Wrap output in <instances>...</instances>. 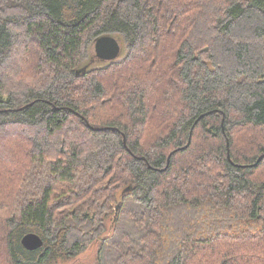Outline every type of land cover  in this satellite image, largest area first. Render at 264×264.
I'll return each instance as SVG.
<instances>
[{"label": "trees", "instance_id": "1", "mask_svg": "<svg viewBox=\"0 0 264 264\" xmlns=\"http://www.w3.org/2000/svg\"><path fill=\"white\" fill-rule=\"evenodd\" d=\"M103 34L126 55L76 74ZM94 243L264 264V0H0V264Z\"/></svg>", "mask_w": 264, "mask_h": 264}, {"label": "water", "instance_id": "2", "mask_svg": "<svg viewBox=\"0 0 264 264\" xmlns=\"http://www.w3.org/2000/svg\"><path fill=\"white\" fill-rule=\"evenodd\" d=\"M94 58L101 62L113 61L118 58L121 53V45L119 40L110 34L97 36L93 41ZM88 65H84L77 69L76 74L84 71ZM190 142L188 139L187 145ZM184 148V147H182ZM169 160V159H168ZM21 244L28 250H35L42 245L41 237L34 233H25L21 239Z\"/></svg>", "mask_w": 264, "mask_h": 264}, {"label": "rangeland", "instance_id": "3", "mask_svg": "<svg viewBox=\"0 0 264 264\" xmlns=\"http://www.w3.org/2000/svg\"><path fill=\"white\" fill-rule=\"evenodd\" d=\"M111 35V34H110ZM121 53L118 56V59H122L126 53H127V45L123 39V37L121 36ZM94 56V49H93V45L91 44V47L89 48V50L87 51V53L85 54V56L83 58L80 59V63H79V67H82L84 65H88V66H103L105 62H101L98 61L97 59H94L92 62L89 63L91 57ZM96 244H91L88 249L83 252L81 255H79L78 257L72 259L70 261V263L74 264V263H90L93 261L95 253H96Z\"/></svg>", "mask_w": 264, "mask_h": 264}, {"label": "flooded vegetation", "instance_id": "4", "mask_svg": "<svg viewBox=\"0 0 264 264\" xmlns=\"http://www.w3.org/2000/svg\"><path fill=\"white\" fill-rule=\"evenodd\" d=\"M93 60H94V58H93V56H92L91 59H90V61H89V63L92 62Z\"/></svg>", "mask_w": 264, "mask_h": 264}]
</instances>
